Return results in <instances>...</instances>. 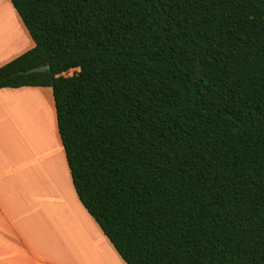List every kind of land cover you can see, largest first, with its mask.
I'll return each instance as SVG.
<instances>
[{
  "label": "trees",
  "instance_id": "trees-1",
  "mask_svg": "<svg viewBox=\"0 0 264 264\" xmlns=\"http://www.w3.org/2000/svg\"><path fill=\"white\" fill-rule=\"evenodd\" d=\"M11 2L35 46L0 88H52L76 192L124 260L264 264V0Z\"/></svg>",
  "mask_w": 264,
  "mask_h": 264
},
{
  "label": "crops",
  "instance_id": "crops-1",
  "mask_svg": "<svg viewBox=\"0 0 264 264\" xmlns=\"http://www.w3.org/2000/svg\"><path fill=\"white\" fill-rule=\"evenodd\" d=\"M2 5L0 66L35 46ZM0 264H128L76 192L50 86L0 88Z\"/></svg>",
  "mask_w": 264,
  "mask_h": 264
},
{
  "label": "bare ground",
  "instance_id": "bare-ground-1",
  "mask_svg": "<svg viewBox=\"0 0 264 264\" xmlns=\"http://www.w3.org/2000/svg\"><path fill=\"white\" fill-rule=\"evenodd\" d=\"M0 1H2V0H0ZM0 11L2 12V14H4V13L6 12V8H4L2 4L0 5ZM0 14H1V13H0ZM33 97H34L33 99H34L35 101H39V100H40V99H38V97H35V96H33ZM41 99H42V101L45 102V104H47V105L50 104L49 99L43 100V99H45V95L42 96ZM47 100H48V101H47ZM46 102H47V103H46ZM48 102H49V103H48ZM45 111L48 112V113L45 112L46 119L50 121L51 119H50L49 111H48V110H45ZM48 115H49V116H48ZM53 133H54V132H53ZM54 137H55V136H54V134H53V141H54V139H55Z\"/></svg>",
  "mask_w": 264,
  "mask_h": 264
},
{
  "label": "rangeland",
  "instance_id": "rangeland-1",
  "mask_svg": "<svg viewBox=\"0 0 264 264\" xmlns=\"http://www.w3.org/2000/svg\"><path fill=\"white\" fill-rule=\"evenodd\" d=\"M2 2H3V0L2 1H0V5L2 4ZM0 19H1V17H2V12L0 11ZM76 71H79V68H72V69H70L69 71H67L65 74L66 75H73ZM38 97V96H37ZM38 99H41V98H39L38 97Z\"/></svg>",
  "mask_w": 264,
  "mask_h": 264
},
{
  "label": "water",
  "instance_id": "water-1",
  "mask_svg": "<svg viewBox=\"0 0 264 264\" xmlns=\"http://www.w3.org/2000/svg\"><path fill=\"white\" fill-rule=\"evenodd\" d=\"M49 68H50V65H45V66H41V67L30 69V70H28L26 72L41 71V70H46V69H49Z\"/></svg>",
  "mask_w": 264,
  "mask_h": 264
}]
</instances>
